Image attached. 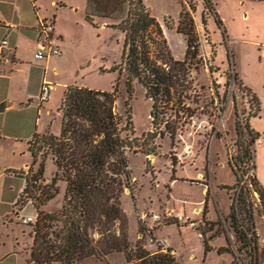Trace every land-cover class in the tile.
<instances>
[{"label":"rangeland","instance_id":"obj_1","mask_svg":"<svg viewBox=\"0 0 264 264\" xmlns=\"http://www.w3.org/2000/svg\"><path fill=\"white\" fill-rule=\"evenodd\" d=\"M51 1L38 0V5L42 10L50 12L54 8ZM62 1L71 3L61 11L60 16L68 43L63 52L64 62L58 65L55 78L92 90H111L118 73L110 71V68L120 61L124 34L111 27L89 24L84 19L83 0ZM211 1L222 20L225 37L210 15H207L206 26H203V0H144L161 26L169 54L179 61L185 59L186 44L185 36L176 32V26L180 11L188 12L194 24L198 54L185 61L189 97L184 99V104L193 113L182 127L180 125L183 119L180 120L177 125L180 130L177 127L173 142L167 135H157L152 141L157 150L156 155H145L140 149L126 152L130 181L128 188L123 191L121 207L126 214L125 228L133 252L136 244L149 252H156L148 244L149 234L145 233L142 239L139 237V217L142 213L160 214L172 210L173 213L184 211L196 217L193 210L202 208L203 217L216 222L220 215L228 214L226 189L235 180L231 168V165L234 166L233 156L237 158L241 151L239 146L248 141L245 129L241 136L237 135L236 122L243 127L244 122L250 118L249 128L260 134L264 133V0ZM73 4L77 5L75 10L71 8ZM127 7L125 3L124 11ZM124 81L122 76L114 111L122 118L123 123L130 116L133 130L130 136L139 145L146 138L147 132L153 130L149 117L151 103L145 98L144 89L137 82L133 83L132 95L128 97ZM246 88L254 92L260 104V110L252 116L249 114L255 110V105L250 104L251 94ZM181 110L186 114L185 110ZM166 112L168 114L164 120H175V116L167 118L169 112L173 111ZM150 141L148 147L151 146ZM39 144V138L31 142L34 151L38 150ZM249 149L252 157L240 163H253L254 150L255 175L264 187V136L256 139L254 148L250 145ZM30 156L27 173L34 172L44 157V174L36 186L48 184L56 170L50 155L39 149L34 162L31 153ZM147 160L149 163L146 166ZM62 183L63 181H57L59 192L41 207L43 210H60ZM204 195H207L206 209L203 207ZM28 209L24 208L20 214L24 215ZM215 212L216 216H213ZM32 226L33 223L24 225L14 221L10 229V232L14 229L20 237V252L17 256L23 260L21 264H24V258L27 257L25 252L29 249L27 244ZM4 231L0 238V252L6 249L14 251L13 236L10 234L7 237L6 229ZM211 234L213 248L205 253L202 238L193 229L178 228L173 221L152 227L153 236L167 239L174 248L177 264H228L230 250L228 248L223 251L222 247L229 246V243L221 238L220 227L217 226V232L206 236ZM2 242L6 244H1ZM11 260L12 257L6 258L3 264H9ZM124 261L123 253L113 252L104 260L91 257L74 264H123Z\"/></svg>","mask_w":264,"mask_h":264},{"label":"trees","instance_id":"obj_2","mask_svg":"<svg viewBox=\"0 0 264 264\" xmlns=\"http://www.w3.org/2000/svg\"><path fill=\"white\" fill-rule=\"evenodd\" d=\"M203 1V26H206V17L210 15L225 37L222 20L212 1ZM125 3L128 7L124 11ZM95 16L112 20L106 26L124 34L120 61L110 68V71H117L118 77L109 91L67 86L59 108L62 113L60 133L34 135L29 142L28 150L33 162L37 151L42 149L43 153L50 155L56 170L48 184L36 186L44 174L43 157L37 169L26 174L25 187L16 202L18 210L27 203L36 209L29 257L25 264H74L91 257L104 260L113 252L123 253L126 264H177L170 251L149 252L136 244L133 252L126 233V214L121 207V197L130 181L126 152L140 149L145 155H156L153 139L157 135H167L172 143L180 120L183 119L182 127L192 116V110L185 108L184 99L189 97L185 61L198 54L194 24L188 12L180 11L176 32L185 36L186 51L185 59L179 61L169 54L161 26L144 0H87L84 19L97 26ZM122 76L128 97L132 95L133 83L137 82L151 103L149 117L153 130L147 132L139 145L130 136L133 131L130 116L123 123L114 111ZM233 79L236 77L233 76ZM246 89L251 94L250 104L255 105V110L249 114L252 116L258 113L260 104L256 95ZM167 110L173 111L167 116H175L172 122L164 120ZM162 124L164 127L160 128ZM156 125H159L158 128ZM244 129L248 141L239 146L238 162L250 159L249 146L264 136V133L252 131L248 120L243 127L237 121V135L241 136ZM38 138L40 144L34 151L31 142ZM171 162L174 165V160ZM148 163L149 160L146 166ZM234 166L231 165L233 172ZM59 180L65 183L61 208L57 212H47L41 207L59 192L56 186ZM256 182L264 198V188L257 179ZM214 224L208 230H212ZM138 231L143 237L145 233L141 223ZM149 236H153L152 230ZM212 236L202 239L205 253L211 249L208 240ZM222 249L227 251L228 248Z\"/></svg>","mask_w":264,"mask_h":264},{"label":"crops","instance_id":"obj_3","mask_svg":"<svg viewBox=\"0 0 264 264\" xmlns=\"http://www.w3.org/2000/svg\"><path fill=\"white\" fill-rule=\"evenodd\" d=\"M51 3L53 11L47 12L39 7L38 0H0V42L3 39L8 41L7 45L0 47V238L6 229V236L11 234L15 242L14 251L6 249L0 252V264L11 257L13 260L9 264H21L23 261L17 256L20 252V237L14 229L11 232L10 229L14 221H18L15 216L24 208H29L24 215L36 216L31 204L25 205L21 210L16 206L26 184L27 168L31 160L29 142L34 135L60 133L62 113L59 108L66 87L72 85L55 78L58 65L64 62L63 52L68 43L60 19L61 11L71 3L62 0H52ZM86 5L87 0H83L84 12ZM76 7L77 5L73 4L71 8ZM106 20L109 19L95 16V22L100 27L107 28ZM42 21L53 23V37L60 53L37 59L34 54L43 43L37 28ZM45 82L51 87L47 99L41 102L38 97ZM251 92L254 93L252 90ZM249 120L250 118L248 122ZM256 179L263 187L257 176ZM62 185L64 193L65 183ZM213 216H216V212ZM211 240L208 243L210 250L213 248ZM31 241L30 237L27 244L29 247ZM170 247L176 255L174 248L171 245ZM25 253L27 257L24 261L28 259L29 251Z\"/></svg>","mask_w":264,"mask_h":264},{"label":"built area","instance_id":"obj_4","mask_svg":"<svg viewBox=\"0 0 264 264\" xmlns=\"http://www.w3.org/2000/svg\"><path fill=\"white\" fill-rule=\"evenodd\" d=\"M37 31L42 39L41 47L34 57L37 59L47 58L60 53L55 45L53 37V23L42 21L38 24ZM8 44L3 39L0 47ZM51 85L43 83L39 92V101L48 97ZM234 162V183L226 189L228 199V214L220 215L216 220L208 221L203 217L202 208H197L193 213L196 217L188 215L184 211L173 213L166 210L163 213H142L139 221L144 228V233L150 234L154 225L166 224L173 221L178 228H190L198 232V236L206 238L207 234L217 232V226L221 229V238L229 243L230 261L228 264H264V198L256 182L254 163H240L236 156ZM233 171V170H232ZM207 189V188H206ZM199 215V217H197ZM16 219L20 224H32L35 217L17 214ZM213 225L212 230H208ZM142 237V234H139ZM149 246L156 251L168 252L171 247L167 239L150 237Z\"/></svg>","mask_w":264,"mask_h":264}]
</instances>
